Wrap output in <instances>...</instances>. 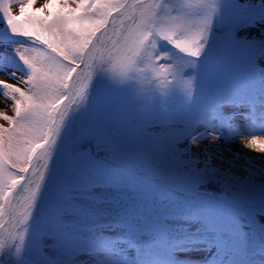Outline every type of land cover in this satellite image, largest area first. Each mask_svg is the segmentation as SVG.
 <instances>
[{"label": "rangeland", "instance_id": "obj_1", "mask_svg": "<svg viewBox=\"0 0 264 264\" xmlns=\"http://www.w3.org/2000/svg\"><path fill=\"white\" fill-rule=\"evenodd\" d=\"M126 1L0 0V227ZM137 1L0 264H264V0Z\"/></svg>", "mask_w": 264, "mask_h": 264}, {"label": "bare ground", "instance_id": "obj_2", "mask_svg": "<svg viewBox=\"0 0 264 264\" xmlns=\"http://www.w3.org/2000/svg\"><path fill=\"white\" fill-rule=\"evenodd\" d=\"M136 4H137V0H128L127 5H126V13H128ZM118 20H119V18L113 17L110 20L109 27L105 31L106 32L105 35L103 36L104 30H102L100 32V34H98L95 37V39L91 43V46L88 49L86 59H85V63L82 67V69H83V82L81 83V85L79 87V91L77 93L76 108L82 102V100H84V98L87 94L89 84H90L92 77L96 74V72H99L101 70L100 61L98 58L96 59V56L99 55V53L101 52L100 50L103 47L102 45H100V41H101V39L104 38L105 42L107 43V41L111 37L110 32H112V29H113L114 25L118 22ZM96 67H97V69H96ZM71 110H72V108H71ZM70 111L64 110L63 113L61 114L59 121L57 122V124H56V126L52 132V135H51L52 141L57 142L58 139L60 138V136L62 134H64L65 132H67L71 128L72 124H70L68 129H65V123L68 120ZM239 135H241V133ZM244 141L246 143H250L251 141H252V143H254L255 137L249 136V137L245 138ZM247 148H250V150L252 151V155H253V156L249 155L248 157H252L253 160H259L258 156H260L262 150L259 147L257 148V147H251V146L248 147L247 146ZM249 154H250V152H249ZM38 155L39 156L36 158L37 160L33 161L32 165L28 171V175L30 178L33 176L38 164L44 162V160H45L46 156L44 154H42V152L39 153ZM246 156H247V154H244V155L238 154L237 157L234 158L233 168L236 169L238 166H240L239 162L244 163ZM232 161H233V159H232ZM258 162L260 163V160ZM21 194H22V191L19 188H17L14 195H13L11 206H10L12 217H14V214L17 210L18 205H19V200H20ZM6 232H7V227L4 225L0 229V241H1L2 237L5 236Z\"/></svg>", "mask_w": 264, "mask_h": 264}, {"label": "water", "instance_id": "obj_3", "mask_svg": "<svg viewBox=\"0 0 264 264\" xmlns=\"http://www.w3.org/2000/svg\"><path fill=\"white\" fill-rule=\"evenodd\" d=\"M126 4H127V3H125L120 9H118L117 11H115V12L112 14L111 17H118V16L122 15V14L125 12V10H126ZM109 24H110V23H107V24L103 27V30H104V33H103V34L106 33L105 31H106V29L109 27ZM103 42H104V40L101 39V43H103ZM75 108H76V99H75V101L73 102L72 110L70 111V114H69L68 120H67V122L65 123V129H68V128H69V126H70V124H71V122H72V120H73V118H74V115H75ZM54 143H55V142L52 141V138L50 137V138L48 139L47 143L42 147V149H41V151H40L39 153L42 152V154L45 155V154L47 153L48 149L50 148V146H52ZM39 153H38V154H39ZM38 154H37V156L35 157L34 160H37L36 158L39 156ZM28 171H29V169H28L27 172H26L25 179H24V180L22 181V183L19 185V189H20V190H23V189H24V187L26 186V184H27V182H28V180H29ZM11 221H12V214H11V210H10V213H9V215H8V218H7V220L4 222V224L1 226V228H2L4 225L8 228V226L10 225V222H11ZM1 228H0V229H1Z\"/></svg>", "mask_w": 264, "mask_h": 264}]
</instances>
